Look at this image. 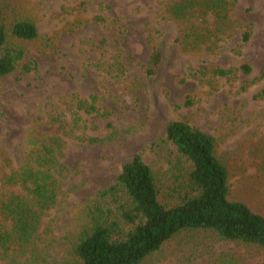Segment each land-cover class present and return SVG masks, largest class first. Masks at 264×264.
Listing matches in <instances>:
<instances>
[{"label":"rangeland","instance_id":"374dc122","mask_svg":"<svg viewBox=\"0 0 264 264\" xmlns=\"http://www.w3.org/2000/svg\"><path fill=\"white\" fill-rule=\"evenodd\" d=\"M228 1L240 29L198 60L180 52L179 22L168 12L174 0H0V22L8 32L15 21L27 20L38 34L31 43L10 41L25 54L0 80V162L17 168L29 130H48L52 118L76 121L79 129L87 128L86 136L114 133L110 141L93 145L64 138L65 196L41 224L47 242L39 246H47L49 257L64 258L62 248L84 202L112 185L133 156L140 155L156 174L170 175L178 157L164 138L173 121H186L215 139L229 169V199L264 216V94L258 97L264 93V0ZM96 17L104 21L94 22ZM155 46L162 49V64L148 80L146 63ZM30 61L36 68L22 70ZM240 64L250 73L235 70L211 85L194 77L199 68L208 74L210 67ZM91 97L107 117H80L78 101L90 103ZM188 237L170 241L148 264H206L221 250L235 253L234 245L209 233L189 243ZM241 252L253 264H264V252Z\"/></svg>","mask_w":264,"mask_h":264},{"label":"trees","instance_id":"16d2710c","mask_svg":"<svg viewBox=\"0 0 264 264\" xmlns=\"http://www.w3.org/2000/svg\"><path fill=\"white\" fill-rule=\"evenodd\" d=\"M168 12L179 22L180 52L193 59L210 56L220 41L234 37L240 29L228 0H174ZM37 38L31 21H15L10 32L0 22V80L18 68L25 54L20 47H10V41L31 43ZM248 39L249 32L243 33L242 42ZM162 59L161 47L155 46L146 63L148 80L158 75ZM35 68L32 61L22 66L24 71ZM235 70L251 71L247 64L236 69L215 66L208 68V74L197 69L194 77L211 85ZM96 100L78 101L80 117L87 121L107 117L106 111L97 108ZM191 104L188 98L185 105ZM48 124V130H29L17 168L0 162V260L4 263L148 264L175 238L187 235L189 243L202 233L235 246V253L229 248L221 250L213 263L206 264H253L241 251L264 252V216L229 199V169L216 151L215 139L186 121H173L167 124L164 138L178 157L170 175L156 174L140 155L133 156L122 165L112 185L84 202L75 217V230L68 233L62 248L64 258L49 257L47 246H39L47 239L41 224L46 212L61 205L65 196L61 179L66 167L60 161L64 138L93 145L110 141L114 133L86 136V127L79 129L76 121L70 124L59 118Z\"/></svg>","mask_w":264,"mask_h":264}]
</instances>
